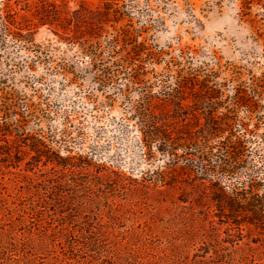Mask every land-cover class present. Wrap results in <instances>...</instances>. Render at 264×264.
Segmentation results:
<instances>
[{
    "label": "rangeland",
    "instance_id": "rangeland-1",
    "mask_svg": "<svg viewBox=\"0 0 264 264\" xmlns=\"http://www.w3.org/2000/svg\"><path fill=\"white\" fill-rule=\"evenodd\" d=\"M0 264H264V0H0Z\"/></svg>",
    "mask_w": 264,
    "mask_h": 264
},
{
    "label": "trees",
    "instance_id": "trees-1",
    "mask_svg": "<svg viewBox=\"0 0 264 264\" xmlns=\"http://www.w3.org/2000/svg\"><path fill=\"white\" fill-rule=\"evenodd\" d=\"M10 1V0H8ZM227 150V149H226ZM237 157V153H230L229 151H226L225 154L220 158V161H222L221 166L219 167H205V173L209 174L210 172H220V173H231L233 168L232 161H235ZM230 203L233 204V206H236L237 208L243 210L244 212H251L255 217L260 218L261 211L256 209H248V206H246V201H242V199L238 198V194H235L234 196L229 197ZM246 206V207H245Z\"/></svg>",
    "mask_w": 264,
    "mask_h": 264
}]
</instances>
